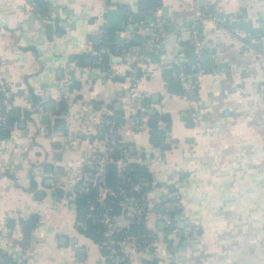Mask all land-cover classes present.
Returning a JSON list of instances; mask_svg holds the SVG:
<instances>
[{
  "label": "crops",
  "instance_id": "0c3cea01",
  "mask_svg": "<svg viewBox=\"0 0 264 264\" xmlns=\"http://www.w3.org/2000/svg\"><path fill=\"white\" fill-rule=\"evenodd\" d=\"M44 1L47 15L29 0H0V81L17 119L0 136V251L25 256L20 225L6 222L37 213L29 264H106L84 234L88 224L76 222L74 203L55 192L80 180L88 158L69 131L104 115L118 129L124 155L151 178L145 225L154 250H136L130 264H264V0H157L159 40L154 0ZM108 9L124 13L108 18ZM105 30L115 35L116 53L103 76L92 52ZM191 49L197 58L211 55L213 68L197 60L192 69ZM135 64L142 74L133 81ZM177 70L187 74V91ZM139 94L148 114L141 124L128 120L126 104ZM118 220L120 228L128 225Z\"/></svg>",
  "mask_w": 264,
  "mask_h": 264
},
{
  "label": "built area",
  "instance_id": "2783aa9c",
  "mask_svg": "<svg viewBox=\"0 0 264 264\" xmlns=\"http://www.w3.org/2000/svg\"><path fill=\"white\" fill-rule=\"evenodd\" d=\"M32 1V0H31ZM33 4V2H31ZM153 16L155 17V21L157 24L156 30V40L163 35V25L164 20L160 18L158 15V10H154ZM195 15L197 17V21L202 22L205 21V16L203 12L195 9ZM235 35L238 33H234ZM192 44L196 48L201 46V41L198 35V31L192 30ZM92 54H94L92 52ZM95 64H98L97 59H93ZM137 65H133L131 68V78H134V73L136 72ZM103 76L109 74V70H103L101 73ZM175 77L180 81L183 91H187L190 88V84L187 82V74L183 70H177L175 72ZM0 86L4 89L3 81H0ZM142 94H139L137 100H127L126 104L129 108L128 112V120L132 123H145L148 114L147 108L143 104ZM104 124H110L108 128H104ZM9 108L6 105L0 111V128L5 129L9 127ZM119 131L116 128H113V124L110 119L104 115H101L99 118L96 117L92 119V122L86 124L85 127H81L80 129L70 130L69 136L72 140V144L74 146H80L85 144V147L88 150V158L86 161L85 169L81 175L80 181L74 187H67L62 185L59 189H62L65 193L70 191L69 195H65L64 197L68 200H72L77 193H83L89 190L90 187H93L96 191V202L101 206H105L102 210L96 213V207L94 203H90L88 206V214L87 217L91 219L93 222H98L102 224L104 227V236L105 241L104 244L109 250V260L107 264H130L131 257L136 251L134 248V244L132 239H135V236H125L122 238H117L115 234L120 230L119 225V217H123L127 223H131L134 220L143 221L145 225L146 217H147V202L146 196L137 198L134 195H126L124 196L122 202V211L120 214H112L110 212V208L105 205V199L109 195H113L114 190L107 188L104 185V165L108 161H114L117 163L118 171L120 178L123 175V172L127 168L128 157L124 155V144L121 138L119 137ZM97 142L101 144L100 147H97ZM165 144L169 148L175 147V142L172 139L171 135H167L164 140ZM118 152V158L114 159L112 157V153ZM120 181V179H119ZM146 187L147 190L151 187V183L145 179H139L136 183L132 185V189L134 191H140L141 188ZM146 190V192H147ZM145 192V193H146ZM123 190H121V194ZM81 223V222H79ZM190 227L187 226L184 229V234L187 236L190 232ZM154 234L150 231V233H145V231H138V236L136 238H141L145 243L143 249H147V247L152 243L154 239ZM147 240V241H146ZM25 256L21 259L16 260L15 264H29L28 263V255L31 252V249L28 247L23 248ZM1 262V261H0ZM2 264V262L0 263Z\"/></svg>",
  "mask_w": 264,
  "mask_h": 264
},
{
  "label": "trees",
  "instance_id": "16d2710c",
  "mask_svg": "<svg viewBox=\"0 0 264 264\" xmlns=\"http://www.w3.org/2000/svg\"><path fill=\"white\" fill-rule=\"evenodd\" d=\"M30 2H33V10L36 12L41 13L42 15H47L48 11V4L44 0H29ZM103 32V31H102ZM114 37L115 35L109 31H104V33L101 35L99 40L96 42V45L94 47V54L95 58L98 60V64L92 63V66L94 68L103 70H109L111 65V55L116 53V48L114 45ZM108 48V49H107ZM94 61V60H93ZM132 74V73H131ZM142 74V71L140 68L136 69V72L134 73L133 81L136 80L138 77H140ZM111 79L114 80H123L122 77L119 76H111ZM78 82H75L74 84L70 85L69 88H77ZM5 92L6 88L2 89L0 86V111L6 106L5 105ZM38 102V98L34 95L33 104L36 105ZM32 111L28 110L27 108L24 109V116L25 118L29 119L31 116ZM9 120L11 122H16L17 119H12L9 116ZM110 124H104V128H108ZM10 128H5L1 133V137H7L10 134ZM112 157L114 159L118 158V152L112 153ZM85 169V168H84ZM145 179L148 182L151 183L150 174L148 173V170L143 165H139L136 163H133L131 161H128L127 168L123 172V175L120 178L119 186L117 189L114 190L113 195H109L105 199V205L110 208V212L112 214H120L122 211V200L124 196L126 195H134L137 198H140L144 196L147 188L143 187L140 189V191H134L132 189V185L136 183L139 179ZM80 181V180H79ZM78 181V182H79ZM78 182L74 185V187L78 184ZM121 190H123V193L121 194ZM55 192L57 193L58 197H62L65 195H69L70 191H67L66 193L62 190L56 187ZM74 203L75 205V211H76V222H82L87 223L88 226L84 230V234L87 237H90L100 248V251L102 255L105 257V262L107 264L109 260V250L104 244L105 236H104V227L102 224L98 222L91 221L90 218L87 217L88 214V206L90 203H94L96 207V213L100 212L103 207L99 203L96 202V191L93 187H90L88 191L83 193H77L75 197L72 200H69ZM39 220V215L37 213H31L27 217H18L14 218L11 217L7 220L6 225L9 228H13L14 225L17 223L20 225L22 233H23V240L21 242V247L25 248L29 246L31 241V233L35 226L37 225ZM78 226V225H77ZM81 225L79 226V228ZM143 230L145 233H150V230L146 228V225H144L143 221H133L129 223L126 227L120 228V230L115 234L117 238H122L125 236H135V239L133 238V244L135 250H143L145 244H147L138 236V231ZM147 250L152 252L154 249L152 245H149L147 247ZM0 261L2 264H15L16 260L13 259L10 255H8L4 251H0ZM0 262V263H1Z\"/></svg>",
  "mask_w": 264,
  "mask_h": 264
},
{
  "label": "water",
  "instance_id": "95a60500",
  "mask_svg": "<svg viewBox=\"0 0 264 264\" xmlns=\"http://www.w3.org/2000/svg\"><path fill=\"white\" fill-rule=\"evenodd\" d=\"M144 1V0H143ZM149 8L154 10L157 8V0H154L153 4L149 5ZM115 13H124L123 10L121 9H108L107 10V17L110 18L112 15H114ZM162 13L163 15L165 14V7H162ZM116 36L119 37V34L116 33ZM120 41H118V45H121V43L123 42V39H119ZM190 53L192 55V63L194 64L192 69L196 68V64H197V60H200L202 63V67L204 69H209V68H213V59L211 55H202L200 57L197 58L195 52L193 49L190 50ZM114 62L118 61V58H114L113 59ZM177 82V81H176ZM137 98V97H135ZM11 103V100H10ZM54 106L55 103L54 102H49L46 105V110L47 111H52L54 110ZM59 109L62 111H67L68 109V103L65 100H61L59 101ZM149 113L152 115L154 113V110L150 109ZM10 115L11 117H17L19 115V109L15 106H11L10 108ZM44 117L47 118V115H43ZM152 125H155V119H151L150 120ZM63 124L62 120L58 121V126ZM155 131L158 132V135L162 132L159 129H155ZM59 157V153H55L54 154V158H58ZM49 171H51V169L49 168ZM119 179H120V175H119V171H118V166L117 163L114 161H108L105 165H104V185L112 190H115L118 188L119 186ZM42 193L39 192L38 196H41ZM181 224H179L180 226ZM170 229L172 228L171 225L168 226ZM179 236H181V233H179ZM83 253V251L81 249L78 250V254L81 255Z\"/></svg>",
  "mask_w": 264,
  "mask_h": 264
}]
</instances>
